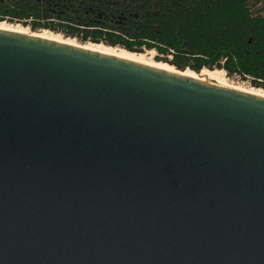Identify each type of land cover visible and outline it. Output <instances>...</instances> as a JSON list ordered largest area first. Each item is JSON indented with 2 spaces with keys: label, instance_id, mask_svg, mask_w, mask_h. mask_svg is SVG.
Masks as SVG:
<instances>
[{
  "label": "water",
  "instance_id": "obj_1",
  "mask_svg": "<svg viewBox=\"0 0 264 264\" xmlns=\"http://www.w3.org/2000/svg\"><path fill=\"white\" fill-rule=\"evenodd\" d=\"M0 264H264V97L0 28Z\"/></svg>",
  "mask_w": 264,
  "mask_h": 264
},
{
  "label": "trees",
  "instance_id": "obj_2",
  "mask_svg": "<svg viewBox=\"0 0 264 264\" xmlns=\"http://www.w3.org/2000/svg\"><path fill=\"white\" fill-rule=\"evenodd\" d=\"M2 21L156 51L179 69L224 70L264 89V0H0Z\"/></svg>",
  "mask_w": 264,
  "mask_h": 264
},
{
  "label": "bare ground",
  "instance_id": "obj_3",
  "mask_svg": "<svg viewBox=\"0 0 264 264\" xmlns=\"http://www.w3.org/2000/svg\"><path fill=\"white\" fill-rule=\"evenodd\" d=\"M0 28L1 29H6V30H11V31H14V32H20V33H31L33 35H36V36H41V37H46L48 39H53V40H56V41H61V42H64V43H68V44H72V45H75V46H81V47H85V48H88V49H92V50H95V51H100V52H103V53H106V54H110V55H114V56H118V57H122V58H125V59H128V60H132V61H137L139 63H143V64H146V65H149V66H153V67H156V68H159V69H163V70H167V71H171V72H175V73H181V74H184L186 76H189V77H192V78H196V79H201V80H204V81H209L211 83H214L216 85H220V86H224V87H230V88H234V89H238V90H241V91H244V92H247V93H251V94H255V95H258V96H261V97H264V95L260 92H256V91H250V90H247V89H243L244 87L242 86H233V85H226V84H223L221 83L219 80H217V77H215L212 73L213 71H209V70H203L202 73H196L194 71H187L186 70H179V69H176V68H173L171 69L169 66H161V65H151V64H148V63H144L142 62L141 60V57L143 56V54H136V53H132V52H128V51H125V50H120L118 48H108L107 46L105 47H102L101 45H84V44H77V43H74L70 40H61L59 37H56L54 36L52 33V35H49L48 33H32V32H28L26 30H22V29H19V28H15V27H10V26H7L3 23H0ZM241 87V88H240Z\"/></svg>",
  "mask_w": 264,
  "mask_h": 264
},
{
  "label": "rangeland",
  "instance_id": "obj_4",
  "mask_svg": "<svg viewBox=\"0 0 264 264\" xmlns=\"http://www.w3.org/2000/svg\"><path fill=\"white\" fill-rule=\"evenodd\" d=\"M3 22H4L5 25L10 26V27L19 28V29L26 30V31L32 32V33L35 32L36 34L37 33H48L49 35H52L53 34L54 36L59 37L61 40H70V41H72L74 43H77V44H84V45H89V46H91V45H101L102 47H104V46L106 47L107 46L108 48H114V49L115 48H118L120 50L128 51V50H126V49H124L122 47H112V46H108V45L103 44V43H100V44H98V43H92V42L81 43V42H79L76 39L69 38V37H65V35H63V34L54 33V32H51L49 30L32 31L29 27H25L24 25H21V24H15V23L11 24V23L6 22V21H2L0 23H3ZM50 33H52V34H50ZM128 52H131V51H128ZM132 53L143 54V56L141 57V60L144 63H148V64H151V65L169 66L171 69H173V68H176L177 69L178 68V67H176V66H174V65H172V64H170V63H168L166 61L157 60L156 57H157L158 54H157L156 51L147 50V51H144L142 53H139V52H132ZM159 57L161 58L162 56H159ZM189 70L190 71H193L190 68H187V71H189ZM203 70H205V69H203ZM206 70H209V69H206ZM202 71H201V73H202ZM211 71H213L212 74L215 77H217V80H219L223 84L233 85V86H237V87L238 86H242V87H244L243 89H247V90H250V91L260 92V93H262L264 95V89L263 88L254 87L247 80H243V79H240V78L235 77V76H230L224 70H211Z\"/></svg>",
  "mask_w": 264,
  "mask_h": 264
}]
</instances>
